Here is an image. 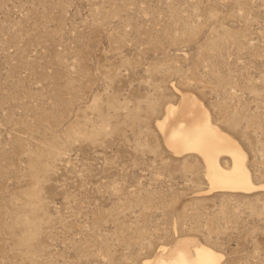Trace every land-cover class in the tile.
Returning a JSON list of instances; mask_svg holds the SVG:
<instances>
[{
  "label": "rangeland",
  "instance_id": "obj_1",
  "mask_svg": "<svg viewBox=\"0 0 264 264\" xmlns=\"http://www.w3.org/2000/svg\"><path fill=\"white\" fill-rule=\"evenodd\" d=\"M193 97L264 183V0H0V264H264V191L201 194L158 130Z\"/></svg>",
  "mask_w": 264,
  "mask_h": 264
},
{
  "label": "bare ground",
  "instance_id": "obj_2",
  "mask_svg": "<svg viewBox=\"0 0 264 264\" xmlns=\"http://www.w3.org/2000/svg\"><path fill=\"white\" fill-rule=\"evenodd\" d=\"M156 125L165 146L175 157L195 155L201 158L207 183V189L201 194L264 191V183L253 182L246 153L240 144L212 121L209 111L196 98L184 101L181 106L168 105ZM223 158L229 160L228 166H223ZM222 258L219 252L206 245L191 247L182 240L170 251L161 248L159 255L142 264H221Z\"/></svg>",
  "mask_w": 264,
  "mask_h": 264
}]
</instances>
